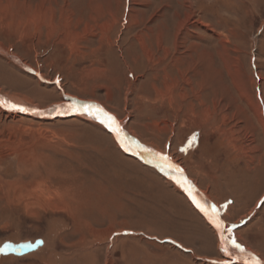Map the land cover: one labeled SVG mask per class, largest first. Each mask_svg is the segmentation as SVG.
<instances>
[{
  "label": "rangeland",
  "instance_id": "obj_1",
  "mask_svg": "<svg viewBox=\"0 0 264 264\" xmlns=\"http://www.w3.org/2000/svg\"><path fill=\"white\" fill-rule=\"evenodd\" d=\"M0 95L101 105L221 223L99 121L0 108V249L43 240L0 264L264 263V0H0Z\"/></svg>",
  "mask_w": 264,
  "mask_h": 264
},
{
  "label": "water",
  "instance_id": "obj_2",
  "mask_svg": "<svg viewBox=\"0 0 264 264\" xmlns=\"http://www.w3.org/2000/svg\"><path fill=\"white\" fill-rule=\"evenodd\" d=\"M0 97L2 98L0 100V105L1 106H4L5 108L9 109V110H16L14 109L13 107H11L12 105H15L17 106V108H25V109H28V115L30 116H34L35 118H45V119H58V118H64L69 115H72L70 113H78V114H86L85 113V109L83 107H81V105H85V104H95V105H99V104H96V103H93V102H87V101H80V100H75V99H67L65 101L64 104L62 105H58L57 107L55 105H52V106H48V107H45V108H41L39 106H35V105H26L24 104L23 102H17V103H13L11 101H9V99L7 97H3L0 95ZM0 106V108H1ZM102 109H104V111H106L107 113H109L104 107H102L101 105H99ZM55 109V110H53ZM66 109V111H65ZM110 114V113H109ZM111 115V114H110ZM97 120V119H96ZM122 130V128H121ZM120 130V131H121ZM123 132V131H122ZM122 132H120V134H122ZM112 133V131H111ZM124 133V132H123ZM124 137H127V135H125ZM120 142V141H119ZM118 141L117 143L121 146V148L123 147L122 145L123 144H120ZM138 144V143H137ZM137 146V145H136ZM137 149L140 150L139 153H134V154H130L129 152H127L126 150L124 151V153L126 155H129L131 157H133L134 159L138 160L141 164H143L144 166L146 167H149L151 169H158L160 168L161 170H164L163 167H167V171L165 170V173L164 175H168L169 172H172V170L168 167V165H172V166H175L177 167L176 165H174L173 163H171L169 161V159H167V161H164L161 159V157H164V156H161V157H158V156H154L153 160L150 161L149 159L146 158V154L148 152V154L152 155L150 151H147L143 154H140L143 152V149L142 147L140 146V144H138V147ZM141 155H143L146 159V161H142L140 158L142 157ZM160 163H162L160 165ZM169 168V169H168ZM179 168V167H177ZM180 169V168H179ZM176 173V172H175ZM177 174V173H176ZM179 174H183L184 175V172L183 173H179ZM170 180L172 182H176V178H170ZM186 180V176H184V181ZM184 181H181L180 183L184 184ZM179 183V184H180ZM191 185V184H190ZM188 187V184H185L184 187H181V190L183 192H186V195L187 197L189 198L192 206L198 211V213L202 216H204L207 220V223L213 228V229H216L215 226L211 223H209V220H208V217H206L197 207L196 205L193 203V197L198 200L196 198V196L200 195L198 194V191L197 189L191 185V191H192V196H189L188 194V191H186V188ZM201 199V197H199ZM204 200V199H202ZM202 200H198V201H201V205L202 203L204 204L203 206L205 208H209V204H205L204 201ZM210 210V209H209ZM218 215H219V212L217 211ZM216 219L219 220L220 222V218L219 216H216ZM220 226H221V223H220ZM216 231L221 234V229L220 230H217ZM25 244H28V245H32V247H29V248H23V247H20L21 245H25ZM6 245H11L12 247L11 248H7L3 251H0V255H3V256H7V255H15V256H23V255H26V254H29V253H32V252H35L38 248L42 247L43 246V240L41 239H38L36 241H34L33 243H30V242H22V243H19V244H11L10 242H8ZM5 246V245H4ZM4 246L1 248V249H4Z\"/></svg>",
  "mask_w": 264,
  "mask_h": 264
},
{
  "label": "snow or ice",
  "instance_id": "obj_3",
  "mask_svg": "<svg viewBox=\"0 0 264 264\" xmlns=\"http://www.w3.org/2000/svg\"><path fill=\"white\" fill-rule=\"evenodd\" d=\"M57 83H59V80L57 81ZM11 107H13L14 109L18 110V111H28V109L25 108H17V106L12 105ZM81 107H83L85 109V113L95 119H98L102 124H104L106 127H108L111 131L115 132L117 134V136H119L120 134V126L116 121V118L112 115H110L109 113H107L106 111H104V109H102L99 105H95V104H85V105H81ZM55 110V109H53ZM66 111V109H65ZM195 137H192L189 140V147L192 145V143L194 142ZM123 146V145H122ZM127 150V149H125ZM185 149H181V151H184ZM145 152L149 151L148 149H144ZM162 160L167 161V157H161ZM168 167L176 173H182V170L172 166V165H168ZM177 183H180L179 180H177ZM185 184H188V187L186 188V191H188L189 196H192V191H191V185L189 184V182L187 180L184 181V184H181V187H184ZM193 203L196 205V207L206 216L208 217L209 223L213 224L215 226V228L217 230H220V222L218 219H215L216 216H218L217 210L215 208V206H209V208H205L203 205L200 204L199 201H197L194 197H193ZM261 205H264V201H261V204H258L257 207H260ZM210 209V210H209ZM228 231L230 232L231 229H228ZM229 241H224V244H227ZM231 244L236 248L239 249L241 252L243 251V249L241 248L240 244L236 242L235 239H232ZM171 243H175L174 241H172ZM11 245H5L4 249H0V251H3L7 248H11ZM20 247L23 248H29L32 247V245H21ZM221 251H227V249L225 247H221ZM254 261V264H262L261 261L259 260H255V258H252Z\"/></svg>",
  "mask_w": 264,
  "mask_h": 264
},
{
  "label": "bare ground",
  "instance_id": "obj_4",
  "mask_svg": "<svg viewBox=\"0 0 264 264\" xmlns=\"http://www.w3.org/2000/svg\"><path fill=\"white\" fill-rule=\"evenodd\" d=\"M4 97V96H3ZM2 98L0 97V100H1ZM9 99V101H11V102H13V103H17V102H21L22 103V101H19V100H17V99H11V98H8ZM24 103V102H23ZM62 104H64V103H62ZM62 104H60L59 103V105H62ZM1 106V105H0ZM56 107L58 106V105H55ZM1 108H3V109H6L4 106H1ZM6 110H8V109H6ZM18 111V110H17ZM15 111V112H7L8 114H10V115H16L18 112H20V113H28L27 111ZM70 114H72V115H76V116H80L82 119H86V120H90V121H93V120H96L95 118H93V117H91V116H89V115H87V114H78V113H70ZM72 115H69L70 117L72 116ZM67 116V115H66ZM68 117V116H67ZM65 118V117H64ZM53 120V119H52ZM97 121H99L98 119H97ZM100 122V121H99ZM101 123V122H100ZM105 126V125H104ZM106 127V126H105ZM108 128V127H107ZM109 129V128H108ZM110 130V129H109ZM121 130V129H120ZM110 132H111V130H110ZM120 132H122V130L120 131ZM113 136H111L110 135V138H111V140H112V142H113V140H114V144H116V141H120L119 143L120 144H123V147H122V149L125 151V149H127L126 151L127 152H129L130 154H134V153H139L140 152V150L139 149H137V147H138V144L136 143V142H134V141H132L131 139H129L128 137H124L125 136V134L122 132V134H119V136H117V134L115 133V132H113L112 131V133H111ZM116 139V141H115V139ZM128 143H127V142ZM119 145V144H118ZM137 145V146H136ZM117 146V145H116ZM120 146V145H119ZM118 147V146H117ZM121 147V146H120ZM143 153H145V151H143L142 153H140V154H143ZM151 154L152 155H150V154H148V152H147V154H146V158L147 159H149L150 161H152L153 160V158H154V156H158V157H161V156H163V155H159V154H156V153H152L151 152ZM120 155H123L122 154V152H120ZM126 155V154H125ZM129 156V155H128ZM142 156V158H143V155H141ZM165 157V156H164ZM142 158H140L143 162L144 161H146V159L145 160H143ZM162 163H160V165H161ZM164 168V170H161L160 168H158V169H155V170H159L160 172H162L163 174L165 173V170L167 171V167L165 168V167H163ZM169 169V168H168ZM183 173V172H182ZM162 175V174H161ZM164 176V175H163ZM166 177H170V178H176V182H173L174 184H175V187L178 189V190H181V188H180V186H181V184L182 183H177V180H179L180 182L181 181H184V175L183 174H179V173H175V172H169L168 173V175H166ZM186 180L188 181V179L186 178ZM168 181V180H167ZM171 181V180H170ZM189 182V181H188ZM190 184V183H189ZM181 192L182 193H185L186 194V192H183L182 190H181ZM187 196V195H186ZM199 197H201L200 195H198V196H196V198L198 199V200H202L203 198L201 197V199L199 198ZM197 200V201H198ZM202 201H204L205 202V204H207L208 202L204 199V200H202ZM199 202H201V201H199ZM201 204V203H200ZM209 204V203H208ZM202 205H204L203 203H202ZM209 206H211L210 204H209ZM203 218H205L204 216H202ZM206 219V218H205ZM215 219H216V217H215ZM216 233H217V231H216V229H213ZM222 244H223V246L227 249V251H226V254H228V253H230V248H228V247H226V244H224V242H221ZM221 244V245H222ZM41 248V247H40ZM235 249V248H234ZM234 249H231V253H236V254H240L239 252L237 253V252H235V251H237L236 249L234 250ZM229 250V251H228ZM33 253V252H32ZM30 254V253H29ZM26 255H28V254H26ZM0 256H2V255H0ZM9 256H11V255H9ZM235 256V255H234ZM238 256H240L239 258H235V259H233V261H238V260H240L239 262L240 263H243V264H254V261H253V259L252 258H255V260H257V258L256 257H253V255L251 256V255H249V253H241V255H238ZM259 260V259H258ZM260 261V260H259ZM262 262V261H261ZM262 264H264L263 262H262Z\"/></svg>",
  "mask_w": 264,
  "mask_h": 264
},
{
  "label": "crops",
  "instance_id": "obj_5",
  "mask_svg": "<svg viewBox=\"0 0 264 264\" xmlns=\"http://www.w3.org/2000/svg\"><path fill=\"white\" fill-rule=\"evenodd\" d=\"M56 104V103H55ZM32 105H34V104H32ZM36 106V105H35ZM46 107H48V106H46ZM41 108H44V107H41ZM130 139V138H129ZM133 141V140H132ZM127 142V141H126ZM128 143V142H127ZM137 143V142H136ZM145 160V159H144ZM167 182H169V181H167ZM166 182V183H167ZM170 184H171V182H169ZM175 187V186H174ZM176 189V188H175ZM177 191V190H176ZM177 192H180V193H182L181 192V190H179V191H177ZM200 216H202V215H200ZM202 218V217H201ZM203 219V218H202ZM204 220H206L205 218H204ZM206 222H207V220H206ZM208 224V223H207ZM212 228V227H211ZM213 229V228H212Z\"/></svg>",
  "mask_w": 264,
  "mask_h": 264
}]
</instances>
